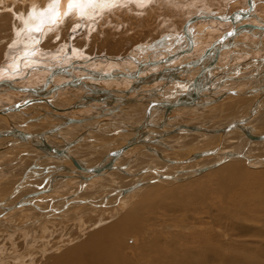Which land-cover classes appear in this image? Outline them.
Here are the masks:
<instances>
[{"label": "bare ground", "instance_id": "obj_1", "mask_svg": "<svg viewBox=\"0 0 264 264\" xmlns=\"http://www.w3.org/2000/svg\"><path fill=\"white\" fill-rule=\"evenodd\" d=\"M200 1L202 0H194L193 1L195 2L194 6H196V3H199ZM178 3H180V1L177 2L176 0H0V21H3L4 18L6 17H10V20H11L9 29H12L11 33L14 36L12 45L15 46L22 42L24 43V47H25L24 50L21 53H19V55L17 56L18 58L14 59L12 63L13 66H11L10 69L13 70V68H16V66L18 68L19 66L22 65V59L26 57L27 54L29 53L34 54L36 53V51H38V50L35 51V49L37 48L36 44L39 42V39H41L44 33L48 34L49 36L50 35H57V37L58 35L61 36L62 32L64 31V27H66L67 25L73 28L74 30L79 29V28L81 29L86 28L91 33L96 28L95 27L96 25L98 26L99 24L100 26V24H102L101 22H104L103 24L107 25L108 23L112 24L113 22H116L117 19H121L122 16L128 17L132 15L133 17V16L138 15L139 19H142V17H148V16H151V14H157L159 12L161 13L163 10H164L163 13H166L165 10H167L168 8H169L168 10H171V9L174 10V8L176 7L178 9L183 8L182 6L184 3L182 1L180 4ZM247 4H248V7H247L248 9H246L245 11L242 10L239 18H236V16H234L233 14L229 16H223V15L220 16L218 14H213V13L208 14L206 11H205L206 14L199 13V14L187 16L185 19L186 21L185 25L183 26L184 36L186 37L185 39L187 42L186 44H188L187 48H183L181 50L176 49L177 51L174 50V52L172 51L170 54L177 53L178 54L177 57L179 56L181 57L185 55L187 56L188 53L192 52L193 49H195V47L197 46V42H195V37L194 35L190 33V29H189V27L193 26L192 25L193 22L197 20H205V19H217L220 21L226 20V22L230 21L234 27H231V29L227 28V30L224 31V29L222 30L221 28L215 26L214 28L217 29L218 32L209 38H211L210 40H212V37L213 38L217 37L216 39L217 41L222 36H224L226 32L234 30L235 32H234L233 38L232 39L227 38L224 40V41L227 40L228 42L230 41L234 42V44L227 45L228 48H225V49L237 51L236 54L234 55L236 60L231 56L230 65L233 66L237 63L239 64H237L236 68H233V67L230 68L231 66H228L229 64L222 66L217 63L212 69H217L219 72L217 70L216 71L223 75L237 74L240 69L241 70L243 69V66L241 67V65L242 64L246 65V63L249 62L250 60L243 59L244 57L241 55L243 50L242 51L238 50L240 47V44H242L241 41L243 39L239 41L235 39L238 38V36L240 37L241 34L245 32H250L253 35L258 36L260 32H256L255 30L258 31L259 29L262 30L261 32H263L264 34V18L254 14L259 24L249 23L244 20V18L247 19L248 17H250V15H253L252 12L255 9L253 0H248ZM16 6H17V9L15 8ZM111 19H113V21ZM105 20H107L108 23H106ZM248 25H254V28L251 29L249 28L250 26ZM221 27L223 28V26ZM198 31L201 32L199 33V35L206 33L205 28H200ZM256 33H258V35H256ZM167 36H162V40H161L163 42L162 46H156V44L155 45H148V44L145 45L144 43L142 44L143 46L141 47L139 46L140 49L137 48L138 51L133 52L134 55L130 53L127 58L123 56L124 59L118 58V57L117 58L112 57L108 59L109 62L113 61L114 64L115 62L120 64L119 61L131 60L129 61V64H131L130 62H132L133 64L136 63L134 65H136L137 68L134 72H131V71L126 72L122 70L118 65H117V68H114L117 71L105 70V72L104 71L101 72L98 70L99 71L98 72L97 69L88 68V65H86L87 68L86 67H82V68L85 69L87 73L89 72L91 74L88 73V74H81V76H74L70 79L63 80V82H60V83L54 82L50 86V76L52 74L54 75L55 73L56 74L62 73L63 71H66L67 69L76 67L73 64H67V65L54 68L51 74L49 75L47 74L48 75L47 77L45 76L41 78L44 84L43 86H39V87L28 86V87H33L37 89L38 94H33L29 90L27 91L26 89H22V88H28V87L17 85L16 83H14L15 79L11 78V76L10 77L8 76L9 74H7L8 73L7 69H4V71L1 70L0 74L2 75V77H5V78H0V82L3 80L11 81L14 85L19 87V89H15V90H18V92L19 91L20 93L21 91H23V93L30 92L31 94L34 95V96L29 95L28 98L22 99L20 100V102H14L15 101L14 100L10 102V104H7L5 106H0V111L3 113V116H0V119L4 120L7 123V127L3 128L2 130L6 128L8 129L9 122H12V124H14L16 128L22 130L23 132H27L26 129L27 128L29 129L31 127V124L28 125L27 122L25 121L19 122L12 118L10 119L7 116V114H10V112H17L27 119L29 112L27 113L25 112V110L28 109L29 106L34 105L35 108H38L42 113L38 117H32L33 118L32 120H34L32 122L33 125H35L34 124L35 120L37 121V119H41V118L46 119V117H54L59 120V122L54 127H51V128L49 127L47 129L48 131H50V133H47L44 135V140L46 142L58 148H65V146L69 144V148L66 147L67 153L70 154V156L74 160H79L80 163H86L88 166H95L97 164H100L101 162H104L106 160L105 158L107 157V155H110L112 150L118 148L121 143H123L124 141H126L127 139L133 136V134H130L128 132H121L120 129L126 128L127 130L132 131L131 125L134 126L135 128L136 126L141 125L142 122L147 119L146 115H147L148 108L151 106V103L154 102V100L159 101V99H156V98L162 97V98H165L164 100H167V99L171 100V98H180L181 96H183V95L175 96L176 93H174V95L173 93H171V95H167V96H162L163 95L162 93H161L162 95H160V91L161 92L164 91L165 88H167L168 86L171 87V85L174 84L176 85V87H178L177 86L179 85L178 82L183 83L185 80L181 79L180 77L181 74L173 78L171 83L166 82V84L164 83L163 85L160 86V88L159 86H154L157 80L155 81L153 80L155 78L152 76L153 72H148L149 74L146 75V71H148V69L150 68L152 69L156 68L154 71H157V70H160L157 68H163L165 66V65L163 66L160 65L162 66L160 67L156 65H153V66L151 65L152 63H156V62H153L155 60H160L162 58L170 56V54L168 55V50H167V48L170 46V42L168 41V38H165ZM260 36L262 35L260 34ZM175 38L176 37H173V39ZM210 42L212 44L213 40ZM214 42H215V39H214ZM203 44L204 43L201 42V45ZM249 45H250V48L251 47L258 48V46H256L255 43L249 44ZM62 48L63 49L60 50L59 52V56H61V54H63L66 51L67 49L66 44ZM15 51H18V50H15ZM182 51H185V52L181 53ZM223 51L218 56L226 54V51L224 52ZM72 52H73L74 57L81 58L82 50L73 49ZM140 53H143L144 54L143 56L146 58L142 60L141 58H137V56ZM156 55L159 57H156ZM59 56L56 55L54 56V58H57ZM225 57L223 59L224 61H221V63H224L226 62L227 59H229V58L226 59ZM32 60L34 59H31V61ZM193 60L194 58H192L191 60L186 59L185 63L180 66H183V65L185 66V64H188L189 62H192ZM255 61H256V64L254 65H256L257 68L262 67L264 70V63H263L264 56L258 58V60H255ZM51 62H54V61H51ZM76 62L77 64L78 63L83 64L84 59L76 61ZM92 63H94V61H92ZM125 63L127 64V61ZM146 63H148L149 65H147ZM170 63L171 64L166 65V66L170 67L171 65L172 66L177 65V64L179 65L182 62H178L177 64L176 62L175 63L170 62ZM54 64L52 65L54 66ZM248 64L252 65L253 63L249 62ZM121 66H127V65L124 64ZM194 68L196 67L195 66L192 67V70H195ZM123 69H126V68L123 67ZM73 70H77V69L75 68ZM79 70H80V66H79ZM263 70L260 71L259 73L257 72L256 75L253 74L254 76H243L244 79L246 77H249V78H246L247 80H251V79L258 80V82L255 83L256 85L252 88H249V89L240 88L238 90H229V91H226L225 94L215 96L212 93L206 94L207 91H212V85H211L210 89L202 93L203 97L197 100V101H200L199 103H196V104L191 103L186 106H180V107L178 106L176 108H173L172 111L169 114H167V120H166V123L168 124L167 126H165L164 128L154 126V127H150L149 129H147V131L153 132L154 130L155 131L172 130V128H174L175 126H179V125L185 126V129L173 131L171 134L168 135L171 138V140L169 141L165 137L162 142L156 143L155 145L152 144L151 146L154 149L153 151H150L148 148H146L143 145H137V146L135 145V146L128 148L124 154L120 155L116 159L114 163V165L125 166L123 170L122 169L118 171L108 170V171L102 172L101 174H95L94 172L82 171L81 168H78L77 164H74V161H69L64 158L56 157L52 154H49L48 152H45L44 150L37 148L35 145H33L30 142L29 143L24 142L26 145L30 144L33 147V150L39 152L37 159H39L40 161L49 160L51 165L48 166L47 170H45L44 172H41L42 174L41 175L36 170V168L38 167L41 168L37 163L35 166H33L34 169H31L32 171H29V173L24 178L20 179L16 183L15 190L13 189L14 192H12V194H9L6 196L4 195L0 196V200H1L0 210L2 211L0 212V220L5 224V226L12 227L11 228L12 230L16 226L25 227L24 225H28V226L38 225V228L42 226L41 231L43 232V229L45 228L46 224H42V223L45 220H47V218L49 217H51V219L52 218L63 219L62 221L63 223L62 222L61 223L65 224L64 220L66 221L68 219H71L72 220L71 222H74V220H77L75 219V218H78L77 216H80L81 214H83L82 212L79 213L80 211L82 210L86 211L85 209H82V210L79 209L80 211L75 212V214L71 212H63V213L61 212L62 214L55 215L54 212H51L53 209H56L57 211H62L65 208H68L67 206L70 205L71 203L74 204L78 202L87 201L86 204L84 203V206L87 207L86 209H88L86 212H90V210H92L93 213H89L90 215L94 214L95 216L97 215V217L101 216V218L99 217L98 219L94 217L95 220L98 221V223L92 224V226L90 225L93 228V230L91 229V231L89 232L90 233L92 232V233L88 236L86 234L87 237L84 240L83 239L78 240L77 238L75 240H70L69 243H66L63 241L62 243H59V245L55 246V249L58 250L59 253L56 252V254L50 258L49 264H264V170L257 171V169L251 170V169H247L246 167H244V164L246 162L248 163L249 166L261 167L264 165V142L259 143L260 145H262V150H260L259 147L254 146L255 142L253 143L254 145H252L251 143L252 140H259V141L263 140L264 141V138L254 139L249 135L248 132L242 131L239 128L227 129L228 126L234 123L237 124V123L242 122L243 125L245 124L246 126L250 128V131L253 134L255 135L264 134V129L261 130L260 128H257V126L260 127V124L261 126L264 125V119L258 121L260 115L257 116L258 113L264 110V105H263L264 95L262 94V90L264 86V71ZM187 72L189 71L187 70L185 74H187ZM107 73H113V75H117V74H122V75L117 76V77L114 76L112 79H115V80H111L109 78L103 77V75ZM209 73H210V70L208 71V75ZM203 74L204 72L202 71V76H200L201 78H204ZM6 76H8L9 78H6ZM57 76H59V74L56 75L55 78ZM141 78L143 79V86L145 87L141 88L142 87L141 85L139 87H134L135 92L128 95V98H132V97L136 98L134 102L123 104L120 101L118 103L113 102V100L111 99L100 100L101 102L106 103L108 105L113 106L117 104L118 106L116 105L117 107H113V108H111L112 106L106 107V109L94 115L93 109L96 108V106H94L92 103L100 102V101H94L90 99L89 97L95 96V92L97 93V91L102 90L105 93H108L111 95H114V94L117 95V93L124 94V91L130 88V85L137 82V79H141ZM87 79L97 81V82L96 83L90 82ZM99 79L107 80V81L106 83L103 82V84H100L98 83ZM122 79L128 80L129 82L131 80L130 82L131 84L130 85L129 83L123 84ZM198 79L196 81V84L198 83ZM65 81H71L72 83H65ZM65 84H68V85H65ZM70 85L78 88V90H80L81 88H84L85 92H83L84 94L82 95V97L80 98L78 97V100H76L75 102L71 104H65L64 106L57 104V100L55 98L56 93L59 92L60 88H64V86H70ZM122 86H125L127 88L126 89L117 88V87H122ZM152 86H154L153 89H149ZM195 86L196 85L194 84L193 86L189 88L191 92H194L193 90L195 89ZM7 87L12 88L9 85H7ZM4 88H6V86L4 85L0 86V100H9L13 96L12 94H14L15 92L10 94V91L9 90H8L9 92L4 91ZM40 89L41 90L43 89V90L40 92ZM138 94L141 95L142 97L141 96L137 97ZM118 96L119 95H117V97ZM150 97H153V99L150 100ZM248 97L254 98L255 102L258 100L257 107H255L254 110H253V106L255 102H253L254 104L253 103L248 104V105L246 104L248 102L245 101V99H247ZM140 103L146 104L148 106L146 111H144L143 113L137 112V111L130 112V110L128 111V109H130V104L136 105ZM127 104L129 105L128 108L126 107ZM41 105H48L51 110L47 108L45 109L44 108L45 106L43 107ZM87 105H91L92 107L90 108L88 107V110L90 111V113L88 111L89 114H87L86 116L82 115L80 117L78 116L75 117V115L72 116L73 114L69 115L70 112L73 113L75 110L77 114L78 112L77 110L81 109L82 107L85 108V106L87 108ZM190 106H196L199 108L206 109L208 113L206 112L202 113L201 116H199V118H196L197 120H199V123L187 124V123L173 122V121H176L182 118L181 115L177 114V112H180V108L182 107L190 108ZM5 108H9V109L5 111ZM91 108L92 110H90ZM82 110L83 108L80 111ZM85 112L83 113L85 114ZM118 112L124 113L128 117L122 118V119H112L111 117L116 116ZM36 114L38 113L36 112ZM165 114H166L165 111L154 114L152 121L154 122V121H160L162 119L164 120V118H166ZM30 116H32V114ZM120 117L121 116H119V118ZM48 123L49 122L46 121L45 124L48 125ZM254 123H256L255 126H254ZM50 124L51 123H49L48 126H50ZM46 125L44 126L47 128ZM70 126H75V127H72L71 130L69 131L67 130L62 131L64 128L66 129L67 127H70ZM191 127H194V129H192ZM38 129H41V128H38ZM47 130H44L42 132L40 131H37V132L44 133ZM78 130H80V132ZM93 132L95 133L97 132L98 134L115 135L118 138L113 141H108L107 143L102 142L101 144H99V142L98 143L96 142L97 145L100 146V148H98L97 151L93 152V153H96L94 154V157L96 158L95 161L89 162L90 160L88 158H90V156H88L87 158H83V159L77 158L76 154L73 152L81 151L80 147L78 146L79 143H82L83 141H91V140L94 141L93 136H92V134H94ZM66 133H68V135L70 136L69 137L65 136ZM191 135H199V137L193 138L191 137ZM183 136H186V138H183ZM235 136H238V138L234 139ZM229 137L231 138L233 137V138L228 139ZM49 139L55 140L56 142H59L60 144H56V142L54 141L51 143L49 142L50 141ZM6 140L7 139H0V141H2L0 145H3L6 142ZM70 142H74V143L72 144ZM246 143L247 144L251 143L252 146L248 145L245 147V145H247ZM22 144L23 142H19L17 140L10 147L1 148L0 153L7 151L8 149L10 150L13 147L14 148L21 147ZM233 145L235 147L231 148L230 146H233ZM24 148H21V149H24ZM133 150H134V153H132ZM203 152H208V153L211 152V153L202 155ZM233 152H236V153L238 152L240 155L230 156V154ZM83 155L86 156L87 154L83 152L81 156ZM144 155H150L152 156V158L149 160L148 164L146 163V161L144 162L146 163L145 165L138 164L139 160H141V158H143ZM209 156L212 157L211 162L209 161V163H207L208 162L207 161L206 162L207 164L195 167L194 169L190 168L192 163L200 162L201 160ZM95 158H93V160ZM110 158L111 157L109 156L107 158V161H109ZM122 159H125V160L120 161ZM240 159L246 160V161L243 163L238 162L237 160H240ZM157 163H163V164L158 165ZM214 163H218V164L215 167H212L211 169H209L208 171H205L203 173H198L199 168L206 167ZM223 164H226L227 166L223 170H220L213 174L214 178L216 177L215 182L219 185V188L221 191V196H218V198L216 197V200H213V198L210 197L212 200L208 201L206 200L207 199L206 198L205 202H203L200 199H198L194 193H191V191L180 190L177 188L171 189L165 194L160 195V190H162L161 189L162 187L160 186L148 187L150 186L148 184L151 182H148L147 178H150V176L153 177V175L154 176L156 175L158 180H164V181H167V180L174 181L175 180L176 182L180 181V182L185 183L186 181L187 182L191 181L192 178L194 179L197 176L203 175ZM175 165H182L181 167L182 169L180 170L172 169V167ZM116 171L125 173L122 176V179H126L129 181L127 186H120L119 188H117V186H119L118 185L119 179L117 180L116 178L117 176L115 175L112 176V178L117 181L112 182L113 187L116 189H115V192L111 194V197L113 196L115 197L114 200H117L118 202L117 206H119L118 209L121 211L120 213L115 208L108 210L107 207H109L110 205H108L107 203L102 204V205L101 204L95 205L91 200H85V199L82 200L81 198H78L77 196H71L70 194L60 199H57L55 197H48V199H45L46 200L45 202L48 203L47 206L46 205L44 206L43 202L38 203L34 201V198H37V196L44 194V193L48 194V192L52 189L55 183L58 182L61 178L66 180V178L70 177L71 175L72 177L77 176L79 179L83 181L84 180L105 179L104 186L111 187V185H109V179H108L109 177L107 175H112L114 173H117ZM48 172H51L52 178L47 186H44L38 191H35L34 193L30 194V196L24 200L19 199V200L10 202V199L16 196V194L19 193L20 189H22L24 185L32 181L31 178L32 179L42 178L46 176ZM163 176H167V177L165 178ZM155 180L156 178L153 179V181ZM146 188H148V190H146V194L145 193L142 194L141 192H144L143 189H146ZM99 190L100 189H95L93 190L94 192H91L92 190L90 191L88 189H84V192L88 193V196H90V194L92 193L93 194L100 193ZM216 190L219 191V189H216ZM77 191H80V190H77ZM128 192H131V194L126 195L124 197L123 195ZM138 192H140L142 195H145V197L142 200H138V202L135 203L136 206L132 204L133 202L127 203L128 200L131 199L130 197L135 194H138ZM208 194H206V196ZM81 196L82 198H84L85 195H81ZM169 198H174V200L172 201V204L170 203V205L172 206H170L168 203L165 204L166 206L162 204L158 205L156 203L161 200L165 201ZM63 200L65 201L64 203L61 204ZM108 200L109 199L106 198V202H109ZM51 202L52 203L56 202V203L54 205H51ZM180 202L183 205V207L181 206ZM129 204H132L133 208L134 207L137 208L139 206L143 208V210L144 209L147 211L154 210V212H156V210L158 212L157 208L159 206L160 208L166 207L168 209H165L162 212L163 215L167 214V211L169 212H168V216L164 218L165 220L164 222L168 223L167 221L170 220L171 222H174V223H171V226H172L176 224L175 221L178 222L179 220H181V223L182 222L185 223V224H181L182 229L188 230V232L181 233L176 230L178 233L177 234L175 233V236L171 238L168 237L169 239H166V238L164 239L160 235V233H157V235L154 236L155 238L152 239L151 238L152 234L148 229L147 223H145L143 218H141L139 215H136V213H138V210L139 209L141 210V208H137V210H133V208L132 209L129 208L131 210L126 211L125 209L129 207ZM25 205L26 206L34 205L38 208L37 211H35L32 214V217L30 216L31 214L29 215L31 219L26 218L29 220L26 223L23 222L24 224L22 225L20 224L17 225L14 222L11 223L7 221V217L9 219L10 217L9 215H11L9 212L13 213L14 208H19ZM91 205L97 206V208L93 209L94 207H92ZM103 205L107 207H104ZM185 205H189V206L186 207ZM38 210H40L43 214H41L40 211ZM104 213L108 214L107 217L108 216L112 217L111 218L112 223L110 224L105 223L100 227H96L97 225L102 224L101 219ZM121 214H124V215L121 216ZM85 216H82V218L84 217L85 220L81 218L77 220L78 222L71 223L73 224V226L71 225L73 228L69 227L70 229H68V231L70 230V232L73 233L75 225H79L78 232H80L79 233L80 235L77 233L79 235L77 237L79 238H83V237H80L82 236L81 234H84L87 231V228L90 227L88 226V224L86 226L84 223V221L86 223H89L87 222ZM120 216L121 218H118ZM104 217L106 218V215ZM110 217L108 218L110 219ZM116 217H117V220H114ZM87 218L90 221L89 215ZM251 219L254 220L255 223L251 221ZM40 220H43V221H40ZM93 220L94 219L92 218L91 221ZM107 220L104 219V221H107ZM146 220H148V218ZM79 221L81 224H78ZM246 221H250V223H246ZM162 222H159L155 225L152 224V225L154 227H157V225H161V224L164 225ZM178 223L180 224V221ZM0 227L2 228V226ZM177 229H180V228H178L177 226ZM156 231L158 232L159 230H156ZM62 233L64 234L63 231ZM25 235L26 234H24V236ZM68 236L69 235H67V237ZM63 239H66V236ZM71 239L73 238L71 237ZM147 240H149V242H147ZM150 240H154V241L152 242ZM4 243L2 244L5 245ZM26 244L28 243L26 242ZM0 255H2L1 259L3 260V261L0 260L1 264H7V263L14 264L16 262L15 261L13 263V262H10V260L11 261L14 260V258H16L17 255H14V256L11 254L4 255L1 253ZM26 258L27 257L25 256V258H21V259L25 260Z\"/></svg>", "mask_w": 264, "mask_h": 264}, {"label": "rangeland", "instance_id": "obj_2", "mask_svg": "<svg viewBox=\"0 0 264 264\" xmlns=\"http://www.w3.org/2000/svg\"><path fill=\"white\" fill-rule=\"evenodd\" d=\"M176 1L177 2L180 1V3L182 1L184 3L183 6H182L183 8H181V9L179 8L178 9L176 7V8H174V10L173 9L168 10L169 9L168 8L167 10H165L166 13H163L164 12V10H163L161 13L159 12L157 14H151V16L142 17V19H139L138 15L133 16V17H132V15L128 16V17L127 16H122L121 19H117V21L113 22L112 24H109L108 21L105 20V22L108 23L107 25H104L103 24L104 22H101L102 24H100V26H99V24H98V26L96 25L95 26L96 28L91 33L86 28H82V29L79 28V29H75L74 30L73 28H71L68 25L66 27H64V31L62 32L61 36L60 35H58V37H57V35H50L49 36L48 34L44 33L42 35L41 39H39V42L36 44L37 48L35 49V51L36 50H38V51H36V53H34V54H32V53L27 54V56L22 59V65H21L22 67L19 66L20 68L18 67L19 68L18 69L17 66H16V68H13V70L10 69V68H11V66H13L12 63H13L14 59L18 58L17 56L19 55V53H21L24 50L25 47H24V43H22V42L20 44L15 45V46L12 45L14 36L11 33L12 29H9L10 24H11V20H10V17H6V18H4L3 21H0V71L1 70L4 71V69H7L8 70L7 74H9L8 76L9 77L11 76V78L15 79L14 83H16L19 86L21 85L23 87H26V86L27 87L28 86H43L44 84H43L41 78H43L45 76L47 77L49 74H51V72H52V70H54V68H57V67L63 66V65H67V64H73L76 67L67 69L66 71H63L62 73H57V74L55 73L54 75L52 74L50 76V86L54 82L60 83V82H63V80L70 79V78H72L74 76H81V74H88L89 72L87 73V71L82 68V67H86L87 68L86 65H88V68L97 69V71L99 70L101 72H103V71L105 72V70L117 71L114 68H117V65H118L122 70L125 71V69H123V67L126 68V69H131V67L129 66L130 65L129 61H131V60L119 61L120 64L115 62V64H116L115 65L113 61H111L112 62L111 63V62H109L108 59L112 58V57L113 58H115V57L116 58L117 57L118 58H123V56L125 58H127L130 53L134 55L133 52L134 51H138V49H140V47L143 46L142 44H144V43H145V45H147V44L148 45H155L156 44V46H162V43H163L161 41L162 40V36H167V35L168 36L165 37V38H168V41L170 42V46L168 45L169 47L167 48L168 55L172 51L174 52V50H176V49L177 50H181L183 48H187L188 44H186L187 42H186V39H185L186 37L184 36V27H183L185 25V22H186L185 19H186L187 16H191V15L199 14V13L200 14H206L205 13V11H206L208 14L213 13V14H218L220 16H222V15L223 16H229V15L233 14L234 16H236V18H239L241 11L242 10L245 11L246 9H248L247 8L248 7V4H247L248 0H204V1L202 0V1L199 2L200 4L196 3V6H194V4H195V2H193L194 0H176ZM185 2H186V4H185ZM180 3H178V4H180ZM253 3L255 5V9L252 12L253 15H250V17H248L247 19L244 18V20L246 22H249V23L259 24L258 20L254 16V14L264 18V0H256V1L253 0ZM196 7H198V8H196ZM15 8L17 9V6ZM207 8H208V10H207ZM183 10H184V12H183ZM111 20L113 21V19H111ZM228 24H230V25H228ZM192 25L194 27L191 26V27H189V29H190V33L192 35H194V37H195V42H197V46L195 47V49H193L192 52L188 53L187 56L185 55V56H181V57L179 56L177 58H174V60H172L173 63L176 62V64H177L178 62H182V63L179 64V65H182V64L185 63L186 59L191 60L192 58H194V59L199 58L202 54H204L206 52L207 48L214 43V39H215V41L217 39V37H214V38L212 37L213 42L211 44L210 41H212V40H210L211 38H209V37H211L212 35H214V34H216L218 32V30L215 29L214 27L216 26V27L221 28L222 30L223 29L226 30L227 27H229V26L232 27L233 24H231L230 21L226 22V20L225 21L224 20L220 21V20H217V19H205V20H197V21L193 22ZM221 26H223V28ZM192 27H193V29H192ZM200 28H205L206 29V33H204L202 35H199V33H201V32L198 31ZM117 30H118V32H117ZM243 34L244 33H242L241 35H243ZM170 37H172V38H170ZM173 37H176L175 38L176 40L173 39ZM238 38H239V36H238ZM173 40H175V41H173ZM201 42L204 43V44L201 45ZM208 43H210V44H208ZM65 44L67 46V49H66V51L63 54H61V56H62L61 57V56H59V52H60V50L63 49L62 47H64ZM14 47H16V48H14ZM73 49L82 50L81 58H77V57L73 56V52H72ZM169 49H170V51H169ZM15 50H18L19 52L15 51ZM201 51H203L204 53L201 52ZM224 51L227 52V51H230V50L229 49H224ZM166 53H167V51H166ZM166 53H164V54H166ZM55 54L57 56H59V57L54 58V56H56ZM143 55H144L143 53H140L137 56V58H141V60L146 58ZM225 55L226 54L218 56L216 58L217 60H219L218 62L224 61L223 59H224ZM156 57H159V56L156 55ZM232 57L236 60V58L234 56H232ZM225 58L226 59L229 58V59L226 60L227 62L231 61L230 60L231 57H225ZM31 59H34V60L31 61ZM83 59H84L83 64L82 63L81 64L80 63L77 64L76 61L83 60ZM105 59H107V60H105ZM180 59L183 60V61H181ZM51 61H54L55 64H54V62H51ZM92 61H94V63H92ZM99 61H101V62H99ZM126 61H127V64L125 63ZM130 63H132V62H130ZM3 64H5V65H3ZM52 64H54L55 67ZM92 64H93V66H92ZM124 64L127 65V66H121V65H124ZM134 64H136V63H134ZM79 66H80V70H79ZM134 66H136V65H134ZM174 66H176V65H174ZM177 66H178V64H177ZM198 66H200V65L195 66L196 67V68H194L195 70H192V68H190L191 70H188L189 72H187V74H185L186 76L181 74L180 77H183L181 79L185 80L183 83L187 82L189 80V77H191L193 75L196 76L195 74L198 73V71H197ZM160 67H162V66H160ZM75 68L77 70H73ZM163 68H157V69H163ZM155 69L156 68L148 69V71H146V75L149 74L148 72H153ZM256 69H257V67H256ZM131 72H134V71H131ZM58 74H59V76H57L55 78V76L58 75ZM89 74H91V73H89ZM8 76H6V78H9ZM0 78H5V77H2V75L0 74ZM111 80H115V79H111ZM190 80H192V79H190ZM17 81H19V82H17ZM88 81L95 82V83L97 82V81H93V80H88ZM106 81L107 80H100L99 79L98 83L103 84V82L106 83ZM119 81H121V80H119ZM158 81L163 82V80H157L156 82L158 83ZM178 83L183 84L182 82H178ZM172 86H174V85H172ZM73 88H76V87L71 86V85L70 86H64V88H60L59 89V92L57 91L58 93H56V95L62 94V96L67 95L69 97H78L81 94L82 90L84 91V89L78 91V90H75ZM76 89H78V88H76ZM8 90L10 91V94H12L14 92L15 93L12 94L13 96L9 100H0V102H1L0 104L1 105L3 103L4 104L5 103L10 104V102H12L14 100H15L14 102H19L20 100L27 98L29 95L30 96H34L30 92H24L23 93V91H21V93H20V91L18 92V90H15V89H12V88H9V87L6 86V88H4V91H8ZM11 90H12V92H11ZM28 108L30 109L31 107L29 106ZM192 109L193 110H190V112L183 111L186 114L185 115L183 114L184 116L181 115L182 118H180V120L185 122L186 120H188V118L194 112L200 110L199 108H196V107L193 108V106H192ZM70 114L77 115V114H80V113L76 114L75 112L74 113L70 112ZM259 115H260V117H259L258 121L264 119V110H262L260 113H258L257 116H259ZM45 123L46 122L41 123V125L39 123H37L36 125H37V127L40 126L39 128H41L44 125H46ZM255 125H256V123H254V126ZM263 127H264V125L261 126V124H260V127L257 126V128H260L261 130L264 129ZM93 133L94 134H92V136H93L94 141H92V140L91 141H83L82 143L78 144V146L80 147L81 151L73 152V153L76 154L77 158L83 159V158H87L88 156H90V158H88L90 161L89 160L88 161L89 162L95 161L96 158L94 157V154H96V153H93V152L97 151V149L100 148V146L97 145V143L98 142H99V144H101L102 142L107 143L108 141H113V140H116L118 138L115 135L98 134V133H95V132H93ZM191 137L195 138V137H199V135H191ZM232 138L229 137L228 139H232ZM237 138H238V136H235L234 139H237ZM262 142H264V141L263 140L262 141H259V140H252L251 141L252 145L255 144L254 146L259 147L260 150H262V145H260L259 143H262ZM251 143H249V144L246 143L247 145H245V147L248 146V145L252 146ZM230 147L233 148L235 146L233 145V146H230ZM16 149L18 150V152L22 150L21 147H18ZM80 152H82V153H80ZM83 152H85L87 155L86 156L85 155L81 156V154H83ZM30 153L34 154L36 156L39 155V153H37V151H35V150H32ZM18 155L20 157V159L18 161H16V159H12V161L8 160V161H4V163H2V164H4L2 166V168H3V173L5 175V179H4V181L0 182V196H3V195L6 196V195H9V194H12V192H14L13 189L15 190L16 183L20 179L24 178L29 173V171H32L31 169H34L33 166H35L37 163L41 167V168H39V167L36 168V170L40 174H41V172H44L45 170H47L48 166L51 165L49 160L48 161H40L39 162V160L37 161V157L35 156V160L36 161L34 162L33 165H31L32 167H30V169L26 170L25 172H22L21 168L27 166V164L25 162H23L25 155L24 154H20V153H18ZM93 158H95V159L93 160ZM127 158H129V157H127ZM151 158H152V156H150V155H144L143 158H141V160H139L138 164H140V165H145L146 163L148 164V162H149V160ZM211 158L212 157L209 156V157H206L205 159L201 160L200 162L192 163L190 168L194 169L195 167L207 164V163H209V161L210 162L212 161ZM28 160H30V159H28ZM124 160L125 159H122L120 161H124ZM142 161H144V162L146 161V163H144ZM237 161L243 163L246 160L240 159V160H237ZM18 162H20V166L22 165V167L18 171L20 177H19V179H16L14 176H10V175H11L12 169H14L17 166ZM21 162H23V163L21 164ZM229 162H231V161H229ZM226 164H223V165H221V166H219V167H217V168H215V169H213V170H211V171H209V172H207V173H205L203 175L197 176L194 179L192 178L191 181H188V182L186 181L185 183L180 182V181H177L178 182L177 183L175 180L174 181L158 180L156 175L155 176L153 175V177L150 176V178H147L148 182H151V183L148 184V185H150L148 187H151V186L152 187H156V186L162 187L161 188L162 190H160V195L165 194L166 192L170 191L171 189L177 188V189H180V190L191 191V193H194L197 196V198L200 199L203 202H205L206 198H207L206 200H208V201L212 200L211 198H213V200H216V197L218 198V196H221V191H220L219 185L215 182L216 177L214 178L213 174L215 172L223 170L227 166ZM173 167H172V169H178V170L182 169L181 168L182 165H175ZM244 167H246L247 169H251V170L257 169V171L264 170V165L261 166V167H259V166H249L247 162L244 164ZM169 168H171V167H169ZM18 172H16V173H18ZM124 174L125 173L117 172V173H114L112 175H107L109 177L108 178L109 179V185H111V187L110 186H104L105 185V179H102V180L101 179L84 180L83 181V180L79 179L77 176H73L72 177V175H71L70 177L66 178V180L61 178L58 182L55 183V185L48 192V194L47 193L41 194V195L37 196V198H34V201L38 202V203L39 202H43L44 206L45 205L47 206L48 203L45 202L46 201L45 199H48V197H55L57 199H60L62 197H66L68 194H70L71 196H77L78 198H81L82 200H84V199L85 200H91L95 205H99V204L102 205V204L107 203L108 205H110L109 207H107L105 205H103V206L107 207L108 210L115 208L120 213L121 211L118 209L119 206H117V204H118L117 200H114L115 197H113V196L111 197V194H113L115 192V189H116V188L113 187L112 182H116L119 179L118 180V185L119 186H117V188H119L120 186H127L129 181L126 180V179H122V176ZM113 175L117 176L116 177L117 180H114L112 178ZM51 178H52L51 172H48L47 175L42 177V178H33V179L31 178L32 181H30V183L24 185V187L22 189H20L19 193L16 194V196H14L12 199H10V202H13V201L19 200V199H21V200L26 199L27 197L30 196V194L34 193L35 191H38L39 189L43 188L44 186H47L49 184V182L51 181ZM155 178H156V180L153 181V179H155ZM84 189H88L90 191L92 190L91 192H94L93 190H95V189H100L99 190L100 193H98V194H93L92 193V194H90V196H88V193H85ZM216 189H219V191L216 190ZM77 190H80V191H77ZM146 190H148V188L143 189L144 192H141L142 190L140 192L142 194L143 193L146 194ZM75 191H77V192H75ZM140 192H138V194H135V195L131 196L130 197L131 199H129L128 202L126 200V202L127 203L133 202L132 204H134V206H136L135 203H137L138 200H142L145 197V195H142ZM208 192H209V194H208ZM101 194H102V196H101ZM105 194H107V195H105ZM129 194H131V192H128V193L124 194L123 196L125 197L126 195H129ZM206 194H208V195L206 196ZM81 195H85L84 198H82ZM105 196H106V198L109 199L108 200L109 202H106ZM124 197H122V198H124ZM173 200H174V198H169V199H167L165 201L161 200V201L156 202V203L158 205L159 204L165 205L166 203H168L170 205V203L172 204ZM64 201L65 200H63L61 202V204L64 203ZM86 202L87 201L78 202L79 204L78 203H74V204L71 203L70 205L67 206L68 208H65L62 211H57L56 209H53L55 211L52 210L51 212H54V214L57 215V214H62L63 212H71V213L75 214V212L80 211L79 209H81V210L85 209L87 211L88 210V209H86L87 207L84 206V203L86 204ZM55 203L56 202H53V203L51 202V205H54ZM132 204H129V207H127L125 210L126 211L131 210L133 208ZM180 204H181V202H180ZM170 206H172V205H170ZM181 206L183 207L182 204H181ZM185 206L187 207L189 205H185ZM71 207H72L73 210L71 209ZM92 207H94L93 209L97 208V206H92ZM99 208H101V207H99ZM129 208H131V209H129ZM137 208H141V207L138 206ZM137 208L134 207L133 210H137ZM37 209L38 208L36 206H34V205H31V206H26L25 205V206H21L19 208H14L13 209V213L9 212L11 215H9L10 216L9 219L7 217V221L11 222V223L14 222L17 225H19V224L22 225V224L26 223L29 219H31L32 214L35 211H37ZM157 209H158V212H157V210H156V212H154V210L147 211V210H145V209L143 210V208H141L142 211L139 209L138 213H136V215H139L141 218H143L144 222L147 223L148 229H149V231L152 234L151 235L152 239L155 238L154 236H156L157 233H160V235L164 239L165 238L169 239V238L175 236V233L177 234L178 232H181V233L188 232V230L182 229L181 224H185V223L184 222L181 223V220H179L180 224L178 223L179 221L178 222L175 221L176 224L172 225L173 227L171 226V223H174V222H171L170 220L167 221L168 223L164 222L165 221L164 218L166 216H168V212L169 211H167V214H165V215H163L162 212L165 209H168V208H166V207L160 208V206H159ZM159 210H161V211H159ZM38 211H40V210H38ZM86 211H84V210L80 211L79 213L82 212L83 214H81L80 216H77L78 218H75V219L79 220V219L82 218V216L87 215L85 217H86L87 222H89V223H86L84 221L85 220L84 217L82 218V219H84L83 221H84L86 226H87V224H88V226H90V225L92 226V224H97L98 221L95 220V218L98 219L99 217L101 218V216L97 217V215L95 216L94 214L90 215L89 213H93L92 210H90V212H86ZM143 211H145V212H143ZM0 212H2V211L0 210ZM9 213H7V214H9ZM40 213L43 214L41 211H40ZM100 213H102V212H100ZM20 214H21V216H20ZM124 214H121V216H123ZM88 215L90 216V221L87 218ZM105 215H106V218L104 217ZM107 215L108 214L104 213V215H103V217L101 219L102 220V224H99L96 227H100V226H102L105 223H108V224L112 223V221H111L112 217L108 216V217H110V219H109L107 217ZM38 216H40V215H38ZM121 216L118 217V218H121ZM26 218H29V219H26ZM92 218L95 221L94 220L91 221ZM147 218H148V220H146ZM150 218H152V219H150ZM56 219H54V218L51 219V217L47 218V220H45L42 223V224H46V226H45L46 229L44 228L43 232L41 231V227L42 226H40L38 228V225L37 226H35V225H31V226L24 225L25 227L16 226L12 230L11 229L12 227L5 226V224L0 220V223H1L0 226H2V228L0 227V229H1L0 230V234H1L0 235L1 236L0 237V249H1L0 253L4 254V255L5 254H11L13 256L17 255V257L14 258V260H12V261L10 260V262H13V263L16 261L14 264H49L50 258L53 255H55L56 252L59 253V251L55 249V246L59 245V243H62V241L66 242V243H69L70 240H75L77 238H78V240L79 239H83L84 240L88 235H90L92 233V232L91 233L89 232V231H91V229L93 230V228L90 226V227L87 228V231L84 234H81L82 236H80V237H83V238H79V237H77V236L80 235L79 234L80 232H78L79 231V225H75L74 224L75 225L74 232L76 234L74 232L71 233L70 230L68 231V229H70L69 227L73 228L72 227L73 224H71V223H76V222H78L77 220H74V222H71L72 221L71 219H68L66 221L64 220L65 224H62L63 223L62 222L63 219H57V220ZM104 219H106V220L108 219L109 221L108 220L104 221ZM137 219H138V217H137ZM114 220H117V217ZM159 220H161V221H159ZM40 221H43V220H40ZM251 221H253L255 223L254 220L251 219ZM159 222H162L164 225H162V224L161 225H157V227L153 226V225H155V224H157ZM57 223H59V224H57ZM246 223H250V221H246ZM78 224H81L80 221H79ZM165 224L166 225L168 224V225L166 226ZM149 225H151V226H149ZM176 225L180 229H177ZM76 226H78V227H76ZM28 227H29V229H28ZM32 229H33L34 232L32 231ZM156 230H159V231L157 232ZM160 230H162V231H160ZM62 231L64 232V234L62 233ZM67 232L68 233L70 232V233L68 234ZM65 233H66V235H65ZM24 234H26V235L24 236ZM72 234L73 235L75 234V235L73 236ZM86 234H87V236H86ZM62 235H64V236H62ZM67 235H69V236L67 237ZM65 236H66V239H63V238H65ZM24 237H26V238H24ZM69 237H70V239H69ZM71 237L73 239H71ZM12 238H14V239H12ZM21 240H23V241H21ZM150 241L153 242L154 240H150ZM26 242L28 244H26ZM147 242H149V240H147ZM2 243H4L5 245H3ZM8 249H9V251H8ZM4 250H5V252H4ZM1 256L2 255H0V260L3 261L1 259ZM19 256H20V258H19ZM25 256L27 258L25 260H22L21 258H25ZM47 259H48V261H47Z\"/></svg>", "mask_w": 264, "mask_h": 264}, {"label": "water", "instance_id": "obj_3", "mask_svg": "<svg viewBox=\"0 0 264 264\" xmlns=\"http://www.w3.org/2000/svg\"><path fill=\"white\" fill-rule=\"evenodd\" d=\"M250 26L249 28L253 29L254 25H248ZM234 30L228 31L224 34V36H222L220 39H218L217 41H215L212 46H210L206 52L204 54H202L199 58L194 59L192 62H189L188 64H185V66H180V65H176V66H166L168 64H170V62H172V60L178 56L177 53L174 54H170V56H167L165 58H162L160 60H155L153 62L156 63H152L151 66L156 65V66H160V65H165V67L163 69L157 70V71H153L152 76H155V78L153 79L155 80H166L167 83H171V81L173 80V78H175L176 76L180 75V74H184V72L186 70H189L190 68L197 66L198 64L201 66L202 71L204 72V78L199 77L198 79V83H195V89L193 90L194 92H191V90L189 89L185 95L181 96L180 98H171V100H160V101H156L154 100V102L151 103V106L148 108L147 111V119L144 120L142 122L141 125L136 126V128L134 126L131 125L132 127V131L127 130L126 128H122L120 129L121 132H128L130 134H133L132 137H130L129 139H127L126 141H124L123 143L120 144V146L114 150L111 151L110 155H107V157L105 158L106 160L104 162H101L100 164H97L95 166H88L86 163H80L79 160H74L70 154L67 153V148H69V144H67L65 146V148H58L55 146H52L50 143L46 142L44 140V135L47 133H50V131H45L44 133H27V132H23L22 130L16 128L14 126V124H12V122H9V128L8 129H4V130H0V139H7L6 142L3 145H0V149L3 147H10L12 144H14L17 140L19 142H27V143H32L33 145H35L37 148L44 150L45 152H48L49 154H52L56 157L59 158H64L67 159L69 161H74V164H77L78 168H81L82 171H87V172H94L95 174H101L104 171H108V170H123L125 168V166L122 165H114L116 159L125 153V151L132 147V146H137V145H143L146 148H148L150 151H153L154 149L152 148V144L155 145L156 143L162 142L163 139L168 136L169 134H171L173 131H178L181 129H185V126L179 125V126H175L174 128H172V130H165V131H154V132H150L147 131V129H149L150 127H165L168 124L166 123L167 120V114H169L173 108H176L178 106H186L189 105L191 103H199L200 101H197L199 98L203 97L202 93L206 92L208 89L211 88V78L208 77V71L210 69H212L215 64H216V58L218 57V55L225 49L228 48L227 45H233L234 42H225L224 40L229 38L232 39L234 36ZM228 43V44H227ZM231 47V46H229ZM185 51H182L181 53H184ZM180 55V54H179ZM150 63V62H149ZM147 65H149L148 63H146ZM113 73H107L105 75H103V77L112 79L114 76H120L122 74H117V75H113ZM137 78V77H135ZM65 83H72L71 81H65ZM166 84V83H165ZM11 86L14 89H19V87H17L16 85H14L11 81H7V80H3L0 82V86ZM68 85V84H65ZM143 85V79H137V82L133 83L130 88H128L127 90L124 91V94H121L120 96H116V95H111L108 93H105L104 91L100 90L97 91V93L95 92V96H91L89 97L90 99L94 100V101H100V100H104V99H111L113 100V102H122L123 104L129 103V102H134L136 100V98H128V95H130L131 93L135 92L134 91V87H139V86ZM62 86V85H61ZM22 89H26L27 91L29 90L30 92H32L33 94H38V90L33 88V87H28V88H22ZM43 90V89H42ZM40 89V92L42 91ZM257 90V89H256ZM262 94L264 95V86H263V90H262ZM257 103L258 100L255 102L254 106H253V110L255 109V107H257ZM9 108H5V111H7ZM165 111L166 112V118H164V120H160V121H152V118L154 117V114H157L158 112H162ZM0 116H3V113L0 111ZM192 129H194V127H191ZM234 128H239L242 131H246L249 133V135L254 138V139H262L264 138V134L262 135H255L250 131V128L248 126H246L245 124L243 125V123H234L230 126H228L227 129H234ZM70 143H74V142H70ZM211 153V152H209ZM208 152H203L202 155H206L209 154ZM198 155V154H196ZM239 156L240 154L237 152H233L230 154V156ZM111 157L109 159V161H107L108 157ZM220 163V162H218ZM218 163H214L211 164L209 166L206 167H201L198 169V173H203L205 171H208L209 169H211L212 167H215ZM163 177H167V176H163ZM20 203V202H19Z\"/></svg>", "mask_w": 264, "mask_h": 264}, {"label": "crops", "instance_id": "obj_4", "mask_svg": "<svg viewBox=\"0 0 264 264\" xmlns=\"http://www.w3.org/2000/svg\"><path fill=\"white\" fill-rule=\"evenodd\" d=\"M232 27H234L233 25H232ZM228 29H231V27H227ZM227 30V29H226ZM225 31V30H224ZM256 32H260L259 33V35H258V33H256V35H258V36H255V35H253L252 33H250V32H245L243 35H241V37H239V38H236L235 40H237V41H239V40H242L241 42H242V44H240V47H239V49L238 50H243L242 51V56L244 57L243 59H248V60H250L249 62L250 63H253L252 65H250V64H248L249 62H247L246 63V65L244 64H242L241 65V67L243 66V69L241 70H239V68H238V70H239V72L237 73V74H233V75H229V74H225V75H223V74H220V73H218L219 71L217 70V69H210V73H209V75H208V77L209 78H211V85H212V91H207L206 92V94L208 93V94H214L215 96L216 95H221V94H225V92L226 91H229V90H238V89H243V88H252V87H254L256 84V82H258V80H256V79H251V80H247L246 78H249V77H246L245 79L243 78V76H254V75H256L257 74V72L259 73L260 71H262L263 70V68L262 67H258L257 69H256V65H254V64H256V61L255 60H258V58H260V57H263L264 56V34H263V32H261L262 30H255ZM255 31H254V33H255ZM260 34L262 35V36H260ZM239 39V40H238ZM254 40V41H253ZM256 41V42H255ZM225 42H228L227 40L225 41ZM248 43V44H247ZM256 44V46H258V48L256 47V48H254V47H251L250 48V45L249 44ZM249 46V47H247V46ZM260 46H262V47H260ZM261 48V49H260ZM253 51H252V50ZM230 50V49H229ZM245 50V51H244ZM248 50V51H247ZM236 52L237 51H232V50H230V51H227L226 52V55L225 56H227V57H231V56H234L235 54H236ZM247 55H249V56H247ZM250 57V58H249ZM230 61V60H229ZM254 61V62H253ZM219 64V65H222V66H224V65H226V64H229L228 66H231L230 65V62H224V63H221V62H218L217 60H216V64ZM240 63H242V62H240ZM264 63V62H263ZM237 64H239V63H237ZM237 64H235V65H233V66H231L230 68H236L237 67ZM130 67H131V69H125V71L126 72H129V71H135L136 70V66H134L132 63L129 65ZM262 68V69H261ZM218 72H217V71ZM258 70V71H257ZM187 71V70H186ZM197 71H198V73L197 74H195L196 76H191V77H189V80L190 79H192V80H188L186 83H183V84H181V83H179V85H178V87H176V85H174V86H172L171 85V87H167V88H165V90L164 91H160V95H162V96H167V95H171V93H173V95H174V93H176L175 94V96H178V95H185L186 94V92L189 90V88L191 87V86H193L195 83H196V81H197V79L200 77V76H202V68H201V66H198V68H197ZM264 71V70H263ZM251 73H252V75H251ZM254 74V75H253ZM183 75H185V72H184V74ZM153 77H155V76H153ZM181 78H183V77H181ZM241 78H243V79H241ZM254 82H253V81ZM122 83L123 84H128L129 83V85L131 84L130 82H131V80H130V82L128 81V80H124V79H122ZM126 81V82H125ZM263 81V80H262ZM248 82V83H247ZM252 82V83H251ZM164 83H166V80H165V78H164V80H163V82L161 83V81H158V83L156 82L155 84H154V86H159V88H160V86L161 85H163ZM251 83V84H250ZM249 84V85H248ZM127 86V85H126ZM131 86V85H130ZM154 86H152L151 88H149V89H153V87ZM35 87H39V86H35ZM143 87H145V86H143L142 85V87L141 88H143ZM176 87V88H175ZM117 88H124V89H126L127 87H125V86H122V87H117ZM73 89H75V90H78V89H76V88H73ZM82 89H84V88H81L80 90H82ZM167 89V90H166ZM180 89V90H179ZM80 90H78V91H80ZM183 90V91H182ZM174 91V92H173ZM83 92H85V91H83L82 90V92H81V94L78 96L79 98L80 97H82V95L84 94ZM166 92V93H165ZM162 93V94H161ZM165 93V94H164ZM112 94H114V93H112ZM114 95H116V94H114ZM117 95H121V94H119V93H117ZM116 95V96H117ZM138 96H141V95H137V97ZM78 97H71V99H70V97L68 96L67 97V95H64V96H62V94H59V95H56V100H57V104H59V105H61V106H64L65 104H71V103H73V102H75L76 100H78ZM142 97V96H141ZM28 98V97H27ZM67 98H69V99H67ZM140 98V97H139ZM166 98H168V97H166ZM60 99V100H59ZM67 99V100H66ZM151 99H153V97H150V100ZM156 99H159V101L160 100H164L165 98H156ZM66 102H65V101ZM255 99L254 98H247V99H245V101H247L248 103H246L247 105L248 104H251V103H253V102H255L254 101ZM234 101H236V100H234ZM20 102V101H19ZM59 102V103H58ZM94 106H96V108H94L93 109V111H94V115L95 114H97V113H100L102 110H104V109H106V107H109V106H112V105H108V104H106V103H103V102H94V103H92ZM254 104V103H253ZM5 105H7V103H5V104H3V105H0V106H5ZM117 104H115V105H113L111 108H113V107H117L116 106ZM41 106H45L44 108L46 109V107H47V109H49V110H51L50 108H49V106L48 105H41ZM128 104H127V108H128ZM31 108L29 109H26L25 110V112H29L28 114V116H27V119L26 118H24L20 113H17V112H10V114H7V116L11 119H14V120H17V121H19V122H27V124L29 125V124H31V127L28 129H26V131L27 132H32V133H36L37 131H40V132H42V131H44V130H47L49 127L51 128V127H54L58 122H59V120L57 119V118H54V117H46V119H44V118H41V119H37V121L35 120V122H34V124L35 125H33V118L32 117H38V116H40L41 115V111H39V109L38 108H35V106L34 105H31L30 106ZM88 107L90 108V107H92L91 105H87V108H86V106H85V108L84 107H82L83 108V112H85V114L82 112V111H80L81 109H79V110H77L78 112L77 113H80V114H77V115H75V117L76 116H82V115H84V116H86L87 114H89L90 113V111L88 110ZM180 107V106H179ZM194 107H196V106H193V108ZM147 108H148V106L146 105V104H143V103H140V104H130V109H128V111L130 110V112H132V111H134V112H141V113H143L144 111H146L147 110ZM196 108H199V107H196ZM200 110L199 111H196V112H194L189 118H188V120H186L185 122L184 121H181L180 119H178V120H176V121H173V122H179V123H187V124H190V123H199V120H197L196 118H199V116H201V114L202 113H208L207 112V110L206 109H203V108H199ZM90 110H92V108L90 109ZM127 110V109H126ZM190 110H193L192 109V106H190V108H180V112H177V114H180V115H185L186 113L185 112H190ZM80 111V112H79ZM88 111H89V113H88ZM98 111V112H97ZM183 111H185V112H183ZM36 112L38 113V114H36ZM75 113H76V110L74 111ZM73 112V113H74ZM32 114V116H30ZM69 114V113H68ZM191 114V113H190ZM189 114V115H190ZM35 115V116H34ZM69 115H72V114H69ZM93 115V114H92ZM118 115V116H117ZM117 115L116 116H113V117H111L112 119H122V118H127L128 116H126L124 113H121V112H118L117 113ZM72 116H74V114L72 115ZM119 116H121L120 118H119ZM52 118V119H51ZM49 122V123H51L50 124V126H48L49 125V123H48V125H46L47 126V128L46 127H41V129H38L39 127H37L36 126V124L39 122L40 124H41V122ZM48 120H50V121H48ZM37 122V123H36ZM0 130H2L3 128H5V127H7V123L4 121V120H2V119H0ZM6 125V126H5ZM72 127H75V126H70V127H67V128H69V129H63L62 131H65V130H67V131H69V130H71V128ZM43 128H45V129H43ZM7 129V128H6ZM38 129V130H37ZM43 129V130H42ZM37 130V131H36ZM35 131V132H34ZM79 132H80V130H78ZM78 131H76V132H78ZM155 131V130H154ZM153 131V132H154ZM37 133H39V132H37ZM97 133V132H96ZM65 136H67V137H69L70 135H68V133H66V135ZM183 138H186V136H183ZM166 139L169 141V140H171V138L169 137V136H166ZM50 141L49 142H56L55 140H52V139H49ZM176 141V140H175ZM174 141V142H175ZM2 141H0V143H1ZM24 144V145H23ZM22 144V146H21V148H24V147H26L25 149H22L21 151H19L18 152V150L17 149H15L14 147L12 148V149H8L7 151H4V152H2V153H0V182H2V181H4V179H5V175H4V173H3V168H2V166L4 165V164H2V163H4V161H8V160H11L12 161V159H16V161H18L19 159H20V157H19V155H18V153H20V154H24L25 156H24V161L23 162H25L26 164H27V166L26 167H22V165L20 166V162H18V164H17V166L14 168V169H12V171H11V175L10 176H14L16 179H19V177H20V175H19V169L21 168V170H22V172H25L26 170H28V169H30V167H32L31 165H33L34 164V162L36 161L35 160V156L36 155H34V154H31L30 152L33 150V147L29 144V145H26L25 143H23ZM55 144V143H54ZM56 144H60L59 142H56ZM24 146V147H23ZM13 150H15V151H13ZM17 152V153H16ZM24 152H26V153H24ZM37 153H39V152H37ZM133 153H134V151H133ZM136 153V152H135ZM37 157V156H36ZM28 159H30V160H28ZM39 159H37V161H38ZM23 162H21V164L23 163ZM39 162H40V160H39ZM142 162H144V161H142ZM158 165L159 164H163V163H157ZM16 172H18V173H16Z\"/></svg>", "mask_w": 264, "mask_h": 264}]
</instances>
